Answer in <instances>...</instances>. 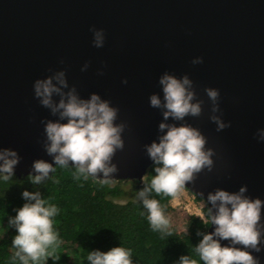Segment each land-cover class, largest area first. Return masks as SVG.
<instances>
[{
    "label": "water",
    "instance_id": "obj_1",
    "mask_svg": "<svg viewBox=\"0 0 264 264\" xmlns=\"http://www.w3.org/2000/svg\"><path fill=\"white\" fill-rule=\"evenodd\" d=\"M93 26L105 32L102 48L92 44ZM198 56L203 63L192 64ZM58 70L81 97L96 92L119 109L124 148L110 180L139 181L153 163L144 146L157 139L162 119L149 96L162 97L165 71L187 74L204 103L201 116L184 122L200 129L215 155L212 171L184 188L207 208L217 188L247 185L246 195L264 200V142L256 136L264 128V0H0V149L21 157L16 176L35 175L37 159L55 165L43 144L44 122L57 117L34 97L33 83ZM206 87L220 92L217 115L231 125L222 131L209 119ZM252 254L264 264V245Z\"/></svg>",
    "mask_w": 264,
    "mask_h": 264
},
{
    "label": "clouds",
    "instance_id": "obj_2",
    "mask_svg": "<svg viewBox=\"0 0 264 264\" xmlns=\"http://www.w3.org/2000/svg\"><path fill=\"white\" fill-rule=\"evenodd\" d=\"M90 31L93 46L102 48L105 44L104 30L93 26ZM89 63L85 62L81 71H86ZM201 63L203 57L192 60L194 65ZM123 83L127 84V79ZM158 83L163 95L152 93L149 105L160 110L162 119L157 127V139L144 146L153 162L155 175L150 181L143 180L145 186L136 192V198L147 212L151 229L171 236L170 220L165 215L164 207L157 199L151 198V194L177 196L199 173L205 169L212 171L215 150L206 147L207 138L199 128L184 122L186 117H199L203 112L204 101L197 98L190 77L187 74L177 77L165 71ZM204 91L211 101L209 119L215 123L216 130L230 127V122L217 115L220 111L219 90L206 87ZM33 94L43 108L57 117L44 122L43 144L55 165L63 168L71 162L77 181L81 177L87 180L102 174L101 183H110V178L118 171L112 159L117 150L124 148L122 133L126 125L116 123L119 109L96 92L87 98L81 97L75 85L69 86L64 70L36 79ZM256 136L264 142V128L258 129ZM20 159L15 149H0V177L3 180L13 177ZM32 170L36 174L30 172L28 179L33 185H41L52 179L50 174L56 172V167L37 159L32 164ZM55 182L59 183V180ZM247 191V185H242L235 192L223 188L208 192L207 204L211 207H208L207 217L200 216V219L204 225L211 224L215 228L212 232L197 233L202 235V239L196 245L195 252L203 264H260L259 257L252 253H259L264 245V223L261 219L264 200L246 195ZM22 197L27 202L8 221L9 226L17 231L12 240V246L16 249L13 261L19 260L20 264H47L49 258L58 261L60 239L53 219L59 213L58 207L42 198L39 191L24 190ZM222 240L229 241V245L222 246ZM87 260L89 264H133L132 250L122 246L106 252L90 251ZM178 264L199 262L189 255H182Z\"/></svg>",
    "mask_w": 264,
    "mask_h": 264
},
{
    "label": "trees",
    "instance_id": "obj_3",
    "mask_svg": "<svg viewBox=\"0 0 264 264\" xmlns=\"http://www.w3.org/2000/svg\"><path fill=\"white\" fill-rule=\"evenodd\" d=\"M54 167L56 172L50 174L52 179L41 185H33L28 179L29 174H14L7 181L0 177V264H20L19 260L12 259L16 251L12 240L17 231L9 226L8 221L27 202L22 197L24 190L39 191L42 198L59 209L53 219L54 228L59 233L57 254L60 259L53 261L49 258L47 264H89L87 256L90 251L106 252L116 246L132 250L133 264H178L182 255H189L203 264L195 248L202 239V235L197 233H207L208 225L203 224L199 215L189 214L181 227L170 222L172 235L167 236L151 229L147 212L135 196L124 202L116 201L123 195L136 194L145 186L144 183L138 184L137 179H119L103 184L101 179L94 177L87 180L81 177L77 181L72 165ZM153 175L152 163L147 168L145 181H150ZM126 182L128 188L123 186ZM151 198L160 202L168 217L172 197L157 196L153 192ZM201 211L207 217L205 203Z\"/></svg>",
    "mask_w": 264,
    "mask_h": 264
},
{
    "label": "rangeland",
    "instance_id": "obj_4",
    "mask_svg": "<svg viewBox=\"0 0 264 264\" xmlns=\"http://www.w3.org/2000/svg\"><path fill=\"white\" fill-rule=\"evenodd\" d=\"M143 180H145V176L139 181L138 184H143ZM125 188L129 187V184L126 182L123 184ZM136 197V194H126L116 199L118 202H124L126 199ZM170 211L168 214V218L172 225L181 227L185 218L191 214H197L203 216L202 207L204 206V202L201 199L195 198V195L188 191L186 188L175 197H172L170 200Z\"/></svg>",
    "mask_w": 264,
    "mask_h": 264
},
{
    "label": "built area",
    "instance_id": "obj_5",
    "mask_svg": "<svg viewBox=\"0 0 264 264\" xmlns=\"http://www.w3.org/2000/svg\"><path fill=\"white\" fill-rule=\"evenodd\" d=\"M200 216V215H199Z\"/></svg>",
    "mask_w": 264,
    "mask_h": 264
}]
</instances>
